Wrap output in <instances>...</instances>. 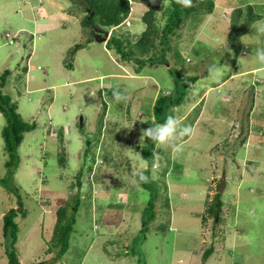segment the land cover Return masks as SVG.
Wrapping results in <instances>:
<instances>
[{"label": "rangeland", "instance_id": "rangeland-1", "mask_svg": "<svg viewBox=\"0 0 264 264\" xmlns=\"http://www.w3.org/2000/svg\"><path fill=\"white\" fill-rule=\"evenodd\" d=\"M203 1L170 35L166 53L185 77L199 75L173 111L193 131L176 142L179 151L156 144L150 164L140 147L141 121L154 120L153 104L174 90V78L165 64L141 67L107 46L113 34L131 43L140 37L147 0H131L130 17L116 29H99L105 39L82 25L86 8L79 0H0V81L10 71L2 90L26 121L37 123L19 148L12 179L19 194L0 183V264H8L3 216L21 202L27 215L17 218L16 246L23 264H264V62L257 55L264 50L258 30L264 0H211V10L210 0ZM248 5L262 15L251 24ZM238 8L244 13L237 21ZM234 22L247 28L237 38ZM88 38L69 69L74 46ZM156 46L148 56L165 52L159 38ZM5 123L0 112V178L9 158ZM149 167L158 197L145 238L143 213L152 192L139 177ZM218 194L220 222L208 212ZM77 195V222L58 257L56 213L60 206L72 210Z\"/></svg>", "mask_w": 264, "mask_h": 264}, {"label": "trees", "instance_id": "trees-1", "mask_svg": "<svg viewBox=\"0 0 264 264\" xmlns=\"http://www.w3.org/2000/svg\"><path fill=\"white\" fill-rule=\"evenodd\" d=\"M82 6H85L87 14L82 18V25L88 29H91V34L100 32L101 28L116 29L130 16L132 9L131 0H79ZM147 0V9L141 16L142 22L146 25V29L141 33L140 37L132 42L122 36L112 35L107 46L109 49L116 48V51L125 60H135L141 67L149 66L154 67L159 64H165L168 66L170 75L174 78L175 88L172 92L166 94H160L155 101L153 107V121L146 120L141 124L143 129L149 128L151 123H162L168 115L174 116V110L176 107L181 106L188 94L189 87L198 81L199 75L184 76V73L171 67V63L166 57V53L171 48L169 45L170 35L177 34L178 27L182 25L183 21L188 19L192 14L198 10L199 7L204 6L203 0H192L191 6L185 7L178 4L176 0ZM208 10L213 8V2L210 0ZM248 13L246 12V24H251L262 17L260 13L254 12L253 6L248 5ZM163 11L165 21L162 25L159 24L158 12ZM239 11V12H238ZM242 8H238L233 14L235 20L238 21L243 16ZM234 20V21H235ZM245 27H239L234 22L232 24V30L234 38H237L240 31L246 30ZM159 38V43L162 45L160 50L164 52L162 55H149L153 49H157L156 40ZM92 40L88 38L83 43H78L74 46L70 55V60L66 63V66L73 67L72 57L79 49L85 48ZM233 43L235 41H232ZM236 43V42H235ZM128 44V48H127ZM134 47V48H133ZM137 48L140 53V57H133V51ZM175 56V54H174ZM168 62V64H166ZM10 71L5 70L1 75L0 81V112L4 116L6 123L2 128V137L4 139V148L9 158L5 162L7 172L4 177L0 178V183L7 190L19 194V188L13 184V175L20 163L19 148L24 140L26 132H30L36 129L37 123L35 121H26L22 114L18 110L17 101L13 100V97L4 93L2 88L6 84V79L9 76ZM103 95V94H102ZM105 115V114H104ZM84 123L81 124L84 129ZM101 133V132H100ZM148 144L142 148L144 159L150 164L155 161V147L156 142L147 138ZM87 144H92V141L87 138ZM61 162L65 161L63 156L59 157ZM169 169H165L166 173ZM143 175L149 178V182L140 181L145 188H148L152 192V196L148 201V205L143 213V228L141 229L143 237L146 238L145 232L151 222V218L155 217V201L158 197L155 191V182L152 175L151 168L143 170ZM82 176V175H81ZM78 184L81 185L80 177H78ZM157 183V182H156ZM158 185V183H157ZM81 205V197L77 195L74 199L72 210H69L66 206H60L57 210V220L53 231V246H60L58 257L63 256L68 250L69 239L71 233L74 231V226L77 222V214ZM19 208L9 209L3 216V245L5 247V254L8 259V264H23L19 258L17 250V241L19 234V224L17 218L21 215L26 217L27 211L25 210L23 202L20 203ZM223 201L220 198V194L217 195L215 201L211 204L209 214L213 215L216 222L221 221V209ZM144 239V238H143ZM212 253V249L209 248L204 253V259L207 260ZM44 264H47L46 262Z\"/></svg>", "mask_w": 264, "mask_h": 264}, {"label": "clouds", "instance_id": "clouds-1", "mask_svg": "<svg viewBox=\"0 0 264 264\" xmlns=\"http://www.w3.org/2000/svg\"><path fill=\"white\" fill-rule=\"evenodd\" d=\"M176 2L178 4H181L182 6L188 7V6H191L192 0H176ZM163 3H164V0H163ZM35 10H37V9H35ZM131 13H132V10L130 12V15H131ZM86 14H87V11H86ZM124 22H127V20H125ZM258 30L264 32V26H261ZM99 31L100 32H97L96 34H99V36L101 37L102 36L101 31L102 30H99ZM106 33L108 34L109 32L104 31L105 36L107 35ZM105 38L106 37H103L102 39H105ZM242 40L245 43H247L245 41L244 37H242ZM11 41L13 42V40H11ZM257 55H258L260 61L264 62V50L258 51ZM71 69H73V67ZM27 71H28V68H27ZM90 94H91V96L95 97V93H90ZM113 96H114V99L117 100V102H120L123 99V93L120 92L118 89L113 91ZM141 122L143 123V122H147V121H141ZM131 128H129V129H131ZM192 131H193V129L191 128V126L183 125L182 122L176 116L168 115L162 123L153 122V123H151V126L149 128L141 130L142 134L140 136V147L143 148L144 144H145V139L150 138L151 141L156 142L158 145H164V144L173 145V146H175V150L179 151L180 148L178 145H176V142L180 138H182L186 135H191ZM139 179L142 182H149V178L143 174L140 175Z\"/></svg>", "mask_w": 264, "mask_h": 264}, {"label": "water", "instance_id": "water-1", "mask_svg": "<svg viewBox=\"0 0 264 264\" xmlns=\"http://www.w3.org/2000/svg\"><path fill=\"white\" fill-rule=\"evenodd\" d=\"M107 34V33H106ZM227 184V180H226V174H223L222 178H221V182H220V186H219V190L220 192H223L225 186ZM36 264H44L43 262L40 263H36Z\"/></svg>", "mask_w": 264, "mask_h": 264}, {"label": "crops", "instance_id": "crops-1", "mask_svg": "<svg viewBox=\"0 0 264 264\" xmlns=\"http://www.w3.org/2000/svg\"><path fill=\"white\" fill-rule=\"evenodd\" d=\"M73 68H74V64H73ZM154 104H155V102H154ZM154 104H153V107H154Z\"/></svg>", "mask_w": 264, "mask_h": 264}]
</instances>
